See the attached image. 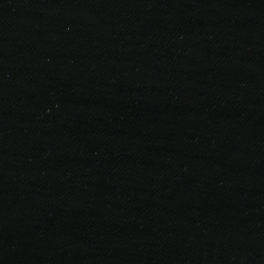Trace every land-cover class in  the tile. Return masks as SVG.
<instances>
[{"label": "water", "instance_id": "1", "mask_svg": "<svg viewBox=\"0 0 264 264\" xmlns=\"http://www.w3.org/2000/svg\"><path fill=\"white\" fill-rule=\"evenodd\" d=\"M0 264H264V0H0Z\"/></svg>", "mask_w": 264, "mask_h": 264}]
</instances>
